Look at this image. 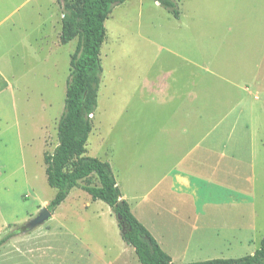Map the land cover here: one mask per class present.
Listing matches in <instances>:
<instances>
[{"label":"rangeland","instance_id":"rangeland-1","mask_svg":"<svg viewBox=\"0 0 264 264\" xmlns=\"http://www.w3.org/2000/svg\"><path fill=\"white\" fill-rule=\"evenodd\" d=\"M236 1L178 0L180 16L176 19L154 0H124L112 8L104 22L105 38L100 49L102 75L93 129L86 144L87 155L109 160L116 180L129 197L148 193L151 134L158 133L162 127L161 137L164 146H168L169 134L175 133L165 118V107L162 113L159 108L152 112L151 100L157 99L151 94L152 84L174 78L180 86L189 72V82L205 86V93L211 99L206 108L208 116L214 114L206 120L207 131L213 127L208 144L220 147L223 142L224 167L239 163L238 173L243 181L222 174L217 179L226 187L239 189L242 194L237 198L242 202L223 207L221 217L213 218L210 209L205 208L208 216L202 222L212 229L227 221L231 232L240 228L237 235L240 240L230 247L219 245L214 242L213 232L208 231L203 237L206 241L201 254L193 261L251 255L264 236V121L254 123L258 131L252 140L239 132V128L230 129L227 123L218 124L213 130L218 115L232 98V91L214 86L222 83L216 72L224 66L223 51L232 49L229 39L221 41L220 31L231 20ZM10 13L9 21L0 27V35L6 25H15V30L1 42L0 51L19 39H25L27 46L32 44L24 51L28 50L31 59L24 64L16 61L6 69L9 74L25 75L16 85L19 88L16 99L20 122L29 123L31 142L22 155L13 147L15 150L9 148L4 156V139L0 137V239L16 231L0 248V264H139L134 250L122 240L110 208L101 201H92L77 188L52 212L51 219L32 231L22 230L56 193L47 185L44 160L57 145L56 129L64 111L69 59L77 41L66 45L59 42L61 0H0V18ZM33 68L35 72L30 74ZM220 98L225 101L220 102ZM160 114L164 116L156 120ZM151 116H156L153 122ZM137 123L139 135H136ZM3 124L0 122V132ZM125 175L137 176L145 185L137 188L125 180ZM252 177L255 180L253 213L250 202L247 203L252 198L247 180ZM84 183L97 184L94 177ZM172 203L166 198L163 204ZM169 222L173 224L165 215L157 226L161 228Z\"/></svg>","mask_w":264,"mask_h":264},{"label":"crops","instance_id":"crops-1","mask_svg":"<svg viewBox=\"0 0 264 264\" xmlns=\"http://www.w3.org/2000/svg\"><path fill=\"white\" fill-rule=\"evenodd\" d=\"M236 2L238 3L232 6L231 20L225 22L220 31L223 36L220 38L221 41L229 39L232 49L223 51L224 66L216 72L222 83L214 86L232 91V98L231 102L225 104L227 105L225 110L218 115L219 121L213 130H216L218 124L227 123L230 124V129L239 128V132L246 133L252 140L258 131L254 123L257 120L264 121V0ZM10 16L11 13L0 18V27H4ZM6 26L0 35V45L15 30V25ZM31 46V43L27 46L25 39H19L10 45L7 44L4 51H0V122L4 123L0 137L5 140L2 144L4 156L9 148L16 147L18 154L22 155L25 148L30 147V126L29 123L20 122L16 99L19 92L16 85L25 75L9 74L6 69L16 61L24 64L31 59L28 50L24 53L25 49ZM33 72H35L34 68L30 74ZM168 74L171 76V71ZM185 75L184 82L180 86L176 83V79L168 78L166 83L152 84L151 87V94L157 98L151 100L152 112L159 108V112L162 113V108L165 107V115H167L165 118L175 133L169 134L168 146H164L161 137L162 127L158 133L151 134L152 168L149 192L142 196L129 197L122 191L120 183L115 178L121 198L128 203L132 214L149 231L159 247L169 255L173 264L198 262L193 260L201 254L200 251L206 241L203 237L208 231L213 232L216 244H224L228 247L239 242L237 235L241 233L238 227L235 229L236 232H231L232 228H229L227 221L226 223L221 221L219 228L212 229L206 228L202 222L208 216L205 208L210 209L213 218L221 217L223 207L236 206L240 201L242 202L237 198V195L242 194L239 189L226 187L218 181L217 176L222 174L235 181H243V179L238 173L239 163L223 166L222 161L226 157V147L223 146V142L220 147L218 144H208L207 140L212 134L213 127L208 132L206 120L214 114L208 116L206 108L211 99L205 93V86L200 83L191 84L189 72ZM201 80L202 77L199 82ZM220 99V102L225 101L223 98ZM26 100L29 102L28 99ZM163 116L160 114L156 120ZM155 117L151 116V122ZM138 123L136 135L140 132ZM25 137L26 142H24ZM138 149L139 141L136 140V150ZM4 156L3 162L4 160L6 162L7 158ZM106 162L110 164L114 174L112 163L109 160ZM125 180L133 182L137 188L145 185V181L138 179L137 176L125 175ZM247 182L252 196L247 203L250 202L253 213L255 180L252 177ZM220 196L223 199H220ZM217 197L219 199H215ZM166 198L174 201V204L164 205ZM131 202L134 204L132 205ZM148 214H150V222L147 220ZM165 215L173 220V224L169 222L166 226L163 223V227L160 228L157 225Z\"/></svg>","mask_w":264,"mask_h":264},{"label":"trees","instance_id":"trees-1","mask_svg":"<svg viewBox=\"0 0 264 264\" xmlns=\"http://www.w3.org/2000/svg\"><path fill=\"white\" fill-rule=\"evenodd\" d=\"M62 1L59 42L66 45L76 40L69 59L64 111L57 123V145L45 157L47 185L56 190L47 209L52 213L74 188L80 189L92 201L106 204L117 220L124 243L134 250L139 264H173L132 214L121 198L110 164L86 155V144L92 131V118L97 106L102 68L100 49L105 38L104 22L114 6L124 0ZM178 19V0H154ZM94 177L97 184L87 182ZM10 232L0 239V248L15 235ZM187 264H264V236L251 255L236 259H212Z\"/></svg>","mask_w":264,"mask_h":264},{"label":"water","instance_id":"water-1","mask_svg":"<svg viewBox=\"0 0 264 264\" xmlns=\"http://www.w3.org/2000/svg\"><path fill=\"white\" fill-rule=\"evenodd\" d=\"M51 218L52 213L47 209V207L42 208L35 218L31 219L25 226L22 227V230L24 232L32 231L43 225Z\"/></svg>","mask_w":264,"mask_h":264}]
</instances>
